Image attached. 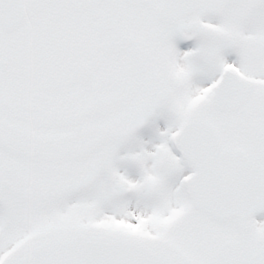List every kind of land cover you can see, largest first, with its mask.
Masks as SVG:
<instances>
[{"label": "snow or ice", "instance_id": "snow-or-ice-1", "mask_svg": "<svg viewBox=\"0 0 264 264\" xmlns=\"http://www.w3.org/2000/svg\"><path fill=\"white\" fill-rule=\"evenodd\" d=\"M0 264H264V0H0Z\"/></svg>", "mask_w": 264, "mask_h": 264}]
</instances>
